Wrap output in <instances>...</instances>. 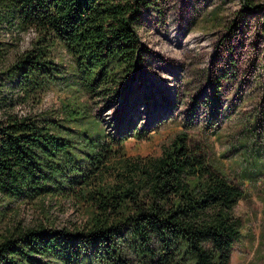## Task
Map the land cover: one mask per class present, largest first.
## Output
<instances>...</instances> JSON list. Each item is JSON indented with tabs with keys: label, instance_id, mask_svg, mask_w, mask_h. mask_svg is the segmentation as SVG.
<instances>
[{
	"label": "trees",
	"instance_id": "obj_1",
	"mask_svg": "<svg viewBox=\"0 0 264 264\" xmlns=\"http://www.w3.org/2000/svg\"><path fill=\"white\" fill-rule=\"evenodd\" d=\"M158 4L0 0V33L33 28L42 42L0 67V109L14 106L7 91L38 93L66 78L93 91L130 75L143 59L137 31L143 11ZM257 8L245 0V10ZM54 41L74 56L70 70L48 58ZM7 53L0 41V65ZM5 112L0 194L25 201L49 191L72 192L90 202L92 214L80 228L41 224L9 231L0 239V264H231L243 229L236 206L245 193L209 163L204 148L188 144L185 134L160 156L133 162L119 154L127 137L103 140L86 128L75 139L56 119L41 122ZM114 159L118 166L111 164ZM105 173L116 181L104 183Z\"/></svg>",
	"mask_w": 264,
	"mask_h": 264
},
{
	"label": "rangeland",
	"instance_id": "obj_2",
	"mask_svg": "<svg viewBox=\"0 0 264 264\" xmlns=\"http://www.w3.org/2000/svg\"><path fill=\"white\" fill-rule=\"evenodd\" d=\"M251 1L257 11L245 10V0H159L143 11L137 27L143 59L130 75L93 91L79 79L70 85L71 78L38 93L7 91L14 106L0 109V119L10 111L56 119L75 139L87 129L103 140L127 137L119 154L133 162L160 156L185 134L245 193L236 206L243 229L231 264H264V0ZM39 38L33 28L0 33L8 49L0 67L42 46ZM47 47L65 70L75 65L60 41ZM119 159L110 162L118 166ZM100 180L116 181L110 173ZM91 214L90 202L72 192L25 201L0 194V239L18 227L80 228Z\"/></svg>",
	"mask_w": 264,
	"mask_h": 264
}]
</instances>
